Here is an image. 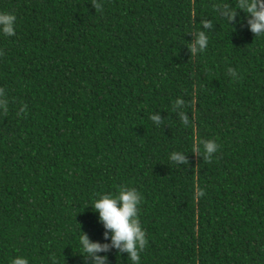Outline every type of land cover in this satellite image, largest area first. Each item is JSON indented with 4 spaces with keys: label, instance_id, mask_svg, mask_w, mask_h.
<instances>
[{
    "label": "trees",
    "instance_id": "16d2710c",
    "mask_svg": "<svg viewBox=\"0 0 264 264\" xmlns=\"http://www.w3.org/2000/svg\"><path fill=\"white\" fill-rule=\"evenodd\" d=\"M239 5L0 0L17 18L0 34V264H92L81 231L108 241L91 205L125 187L142 196L140 264H264V34Z\"/></svg>",
    "mask_w": 264,
    "mask_h": 264
},
{
    "label": "clouds",
    "instance_id": "9594fccd",
    "mask_svg": "<svg viewBox=\"0 0 264 264\" xmlns=\"http://www.w3.org/2000/svg\"><path fill=\"white\" fill-rule=\"evenodd\" d=\"M240 10L247 14V24L249 30L256 36L264 34V0H240ZM222 16L231 24L235 19L237 12L225 7L222 10ZM16 16L9 12H0V34L6 36L15 35ZM204 28H208L210 23L203 22ZM191 53L202 52L208 46V37L204 31L198 32L191 42ZM229 73L235 78L237 72L229 68ZM183 104L178 100L177 106ZM185 125L188 124L186 116L181 114ZM151 119L157 124L160 123V115H153ZM219 145L214 140H208L203 143L205 159H211L214 153L218 151ZM170 161L177 164H183L187 157L184 153L173 152L169 157ZM200 196L204 192L199 193ZM142 196L135 188H122L116 195L104 194L99 196L91 205V208L98 214L99 223L103 226L104 240L108 243L94 242L89 235L81 231L79 237L80 255L86 259H91L92 264H109L107 256L101 257L97 253L108 252L111 249L117 251L118 257L127 254L132 264H140V251L146 245V233L141 226L139 219V205ZM12 264H29V260L22 256H16Z\"/></svg>",
    "mask_w": 264,
    "mask_h": 264
}]
</instances>
